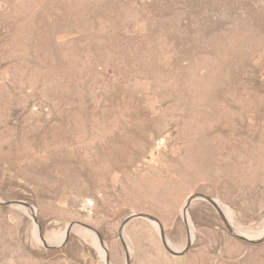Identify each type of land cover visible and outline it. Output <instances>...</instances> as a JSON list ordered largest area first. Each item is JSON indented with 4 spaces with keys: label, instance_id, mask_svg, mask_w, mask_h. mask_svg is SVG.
<instances>
[{
    "label": "rangeland",
    "instance_id": "1",
    "mask_svg": "<svg viewBox=\"0 0 264 264\" xmlns=\"http://www.w3.org/2000/svg\"><path fill=\"white\" fill-rule=\"evenodd\" d=\"M228 225L264 235V0H0V264H264Z\"/></svg>",
    "mask_w": 264,
    "mask_h": 264
},
{
    "label": "water",
    "instance_id": "2",
    "mask_svg": "<svg viewBox=\"0 0 264 264\" xmlns=\"http://www.w3.org/2000/svg\"><path fill=\"white\" fill-rule=\"evenodd\" d=\"M197 200H201V201H206L208 202L210 205H212L213 207H215V209L220 213V215L223 217V219L225 220V217L223 215V213L220 211V209L218 208L216 202H215V199L213 198H210V197H207L205 195H202V194H197V195H194L192 197H190L188 200H187V203L185 205V210H187V208L189 207V205L193 202V201H197ZM5 206H8V205H11L13 207H17V208H20V207H25V208H28V209H31V207L28 205V204H24V203H20V202H17V203H10V204H7V203H3ZM137 218H143V219H147V220H150V221H156L158 224H159V221H157L154 217H151L150 215H147V214H141V213H137V214H132L131 216H129L126 221H124V223L122 224V227H121V232L123 231V228L125 227V225L133 220V219H137ZM80 226V224L78 223H74V224H71L69 225L67 228H66V237L63 241L62 244H64L68 238V236L70 235L71 232H73L76 228H78ZM228 229H229V232L230 234L241 240V241H244V242H247V243H254L256 241H262L264 240V235L263 237H261L260 239H257V240H250V239H247L245 237H241L239 235H237L233 229L228 225L227 226ZM122 234V233H121ZM122 236V235H121ZM123 238V236H122ZM43 239V238H42ZM161 239H162V242L166 248V250L173 256H178V255H182V251L181 252H177V251H173L166 243V240H165V237L164 235L162 234L161 232ZM44 241V239H43ZM45 242V241H44Z\"/></svg>",
    "mask_w": 264,
    "mask_h": 264
},
{
    "label": "bare ground",
    "instance_id": "3",
    "mask_svg": "<svg viewBox=\"0 0 264 264\" xmlns=\"http://www.w3.org/2000/svg\"><path fill=\"white\" fill-rule=\"evenodd\" d=\"M187 203V202H186ZM185 203V205H186ZM220 208L222 209V211L225 213L226 209L224 206L220 205ZM22 210H24L25 208H21ZM26 210V209H25ZM227 214V212H226ZM235 229L239 230L240 232L238 231H234L237 235L241 236V237H245L247 239H250V240H255L254 237L257 236V234H255L253 231L249 230V229H245V228H242V227H238V226H235ZM264 234V230L258 234V236H262ZM66 237V230L63 232V234L60 236V239L59 241H64ZM63 239V240H62Z\"/></svg>",
    "mask_w": 264,
    "mask_h": 264
}]
</instances>
